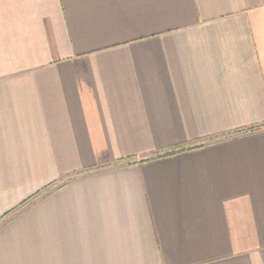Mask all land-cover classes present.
<instances>
[{"label": "crops", "instance_id": "0c3cea01", "mask_svg": "<svg viewBox=\"0 0 264 264\" xmlns=\"http://www.w3.org/2000/svg\"><path fill=\"white\" fill-rule=\"evenodd\" d=\"M0 264H264V0H0Z\"/></svg>", "mask_w": 264, "mask_h": 264}, {"label": "trees", "instance_id": "16d2710c", "mask_svg": "<svg viewBox=\"0 0 264 264\" xmlns=\"http://www.w3.org/2000/svg\"><path fill=\"white\" fill-rule=\"evenodd\" d=\"M255 127H253V126H249V127H245V128H240V129H238V130H235V131H233L232 132V134H237V132L239 133V132H244V131H246V130H252V129H254ZM236 132V133H235ZM232 134H228V135H232ZM183 148V147H182Z\"/></svg>", "mask_w": 264, "mask_h": 264}]
</instances>
